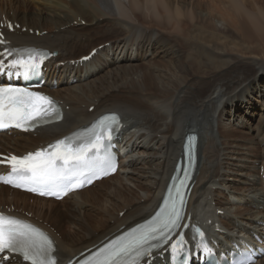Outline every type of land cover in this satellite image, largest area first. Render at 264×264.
<instances>
[{"label": "bare ground", "instance_id": "1", "mask_svg": "<svg viewBox=\"0 0 264 264\" xmlns=\"http://www.w3.org/2000/svg\"><path fill=\"white\" fill-rule=\"evenodd\" d=\"M6 1L0 0V19L6 14L27 27L26 32L7 33L12 46L54 53L47 63L45 89L62 101L65 113L62 122L35 134H2L0 144L23 154L111 111L119 112L125 123L119 142L127 154L121 157L120 170L63 199L70 203L65 209L51 199L33 198L30 204L31 196L0 188V206L22 204L46 221L62 210L82 215L84 223L76 230L55 233L60 264L154 214L183 158L189 133L199 136L188 205L192 218L204 223L222 247L246 233L264 234V182L259 174L264 140L258 146L256 137H244L233 146L217 139L215 131L218 119L222 128L233 130L232 119H224L226 102L240 108L253 105L258 96L264 103V84L254 86L255 81L264 82V0H222L228 3L221 16L226 26L214 27L212 33L195 22L198 14L191 18L182 5L165 6L160 0L117 2V12L111 0H30L35 5L31 13L21 9L26 0ZM129 15L136 20L123 19ZM114 16L120 20L111 19ZM84 20L88 27L82 25ZM37 30L46 33L37 35ZM219 30L233 31L229 36L237 35L242 42L222 47V40L214 39ZM100 46L90 61L72 63ZM247 64L257 70L250 74ZM263 130L264 120L257 134ZM166 259L157 257L155 263L167 264ZM256 264H264V257Z\"/></svg>", "mask_w": 264, "mask_h": 264}, {"label": "snow or ice", "instance_id": "2", "mask_svg": "<svg viewBox=\"0 0 264 264\" xmlns=\"http://www.w3.org/2000/svg\"><path fill=\"white\" fill-rule=\"evenodd\" d=\"M38 55L40 54L29 53L26 59L21 57L12 60L10 67L34 71L39 67ZM43 58L41 55V61ZM53 103L49 97L28 89L0 87V129L15 126L27 130L28 122L35 121L42 114L48 115V109L53 107ZM106 121L115 123L117 118L115 116L104 117L98 121L96 127L99 130L94 129V138L87 147L81 145L73 150L65 146L66 142L61 140L56 145L50 146L53 148L51 152L40 150L24 156L11 155L0 160V163L9 167L10 175L22 178L24 174H30L34 180H51L56 176L59 169L83 161L88 151L95 149L98 152L105 146V142L110 143L112 132L115 129L111 125H106ZM3 182L6 184L13 183L11 180H4ZM13 186L21 187V184L15 183ZM27 190L37 191L36 188H28ZM70 190L72 189H64V194L66 195L67 191ZM39 194L59 198V195L54 191H40ZM171 215L173 218L163 221L162 228H167L170 223L174 226L175 220L179 218V211L175 205H173ZM156 231L157 228H148L136 235L134 230L128 235V238L121 237L119 241L107 246L97 254L96 264H119L124 257L132 253H135L136 256L150 253L151 249H144L143 246L150 239L155 238L152 234ZM176 247L177 245H173L174 250ZM5 250L21 254L23 259L30 261L31 264H56L50 255L54 251L52 241L43 232L25 221L0 213V253Z\"/></svg>", "mask_w": 264, "mask_h": 264}, {"label": "rangeland", "instance_id": "3", "mask_svg": "<svg viewBox=\"0 0 264 264\" xmlns=\"http://www.w3.org/2000/svg\"><path fill=\"white\" fill-rule=\"evenodd\" d=\"M111 1H112V5L114 6V9L116 10V12L119 10L118 9L119 5L117 4V2H121L124 4H129L130 2L132 3L137 2L139 4L151 3V0H145V1L144 0H111ZM160 1H161V4L165 6L170 5L174 7L176 5H182V10L186 12L191 18L192 16L198 14L199 16L195 19V22L198 25L206 28V30L209 33L214 32L213 31L214 27L219 29V28H223V25L226 26V22L221 16L223 12V7L225 8L228 5V3L222 0H205L203 3V6L198 7L196 12L194 11V7L198 5L200 0H160ZM243 1L244 0H238L240 4H242ZM260 3L264 4V2H260ZM20 6H21V9L25 8L30 13H31L30 11L31 9H35L34 3L31 2L30 0L21 1ZM24 6H26L27 8ZM130 8H133V5H131ZM114 17H112L111 19L116 20L117 16H114ZM90 19L93 20L92 17H90ZM123 19L128 20V21L136 20V18L133 15L125 16ZM113 20H110V21H113ZM117 20H120V19H117ZM138 20H140L139 17H138ZM103 22L104 21H100V23H103ZM82 25L84 27H88L86 26V20L83 21ZM230 33H233V31L227 30L224 32L222 30H219L216 36L214 37V39L220 38L222 40V47L225 45H228L229 42L231 43L230 45H234L236 43L242 42L240 41L237 35L236 37L229 36ZM227 35L229 36V39L225 37ZM101 37L102 36H98L97 38H101ZM233 48H237V47H233ZM143 62L144 60L141 57V64ZM247 65L249 67L245 66V68L250 74L254 73L257 70L253 68V66H251L250 64H247ZM221 70L217 71V78L222 76L220 73ZM263 74H264V71H261L260 75L262 76ZM258 83L264 84L263 81L262 82L255 81L254 86L256 85V88L260 87ZM202 90L205 91L204 89ZM255 100L256 101L254 102L253 105L244 104L240 108H238L237 106L235 107V105H231L232 101L228 103L226 102L228 106H226V109H225L224 119H227L229 117L232 119V122H231L232 125H229V126L232 127L233 130L227 127L222 128L221 127L222 125H220V119H218L216 127H215L217 139L222 140L223 142H228L230 145L235 146L234 144L235 143L240 144V140L243 139L244 137L253 136V137H256V141L258 142L257 145L259 146V144L264 140L263 139L264 130L262 133H260V135L257 134V131L259 130V125L264 120V103L263 101H261L262 100L261 97L259 98L258 96H256ZM237 120L238 121L240 120V124L237 123ZM28 202L34 203L32 200H29ZM57 204H58V207L60 206L61 209H65V206L69 205L70 203L59 202ZM70 213H71L70 210L66 212H63L62 210V214H59V215L54 214L53 216H49V219L47 218L46 219H47V222L54 225L57 228V230H65V229L67 231L76 230L77 227L81 226L84 223V219L81 214L70 215ZM59 233H62V232L60 231Z\"/></svg>", "mask_w": 264, "mask_h": 264}]
</instances>
